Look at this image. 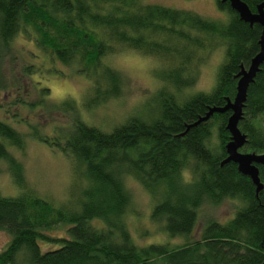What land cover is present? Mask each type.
I'll use <instances>...</instances> for the list:
<instances>
[{"label":"trees","instance_id":"trees-1","mask_svg":"<svg viewBox=\"0 0 264 264\" xmlns=\"http://www.w3.org/2000/svg\"><path fill=\"white\" fill-rule=\"evenodd\" d=\"M215 1L225 19L144 0H0V163L19 189L16 196L0 193V231L9 235L0 264H264V163L257 164L263 183L258 193L235 163L221 164L231 111L215 112L185 131L208 107L233 100L240 65L259 51L261 26L242 21L228 2ZM242 1L255 12L264 0ZM19 36L42 52L30 50V62L23 63L22 76L29 80L24 86L7 75L22 56L14 48ZM219 48L223 56L213 86L191 90L201 66ZM125 50L159 59L163 84L151 118L137 114L109 132L83 121L73 98L53 102L49 88H37L32 79L41 56L54 71L57 62L71 67L90 80L82 106L95 108L121 97L123 74L104 59ZM10 84L24 91L5 99L2 92ZM38 104L74 112L68 130L62 132V126L48 135L33 126L24 132L4 120H28L20 109L34 114ZM238 128L246 135L241 151L264 153V64L248 87ZM26 136L83 166L89 184L78 206L56 205L24 188L14 149L24 148ZM127 177L155 199L148 217L164 235L158 242L140 243L132 236ZM224 200L233 202V216L224 222L206 219L198 237L190 239L200 208ZM58 228L63 234L52 235ZM176 236L186 241H170ZM40 241L56 246L42 250Z\"/></svg>","mask_w":264,"mask_h":264},{"label":"rangeland","instance_id":"rangeland-1","mask_svg":"<svg viewBox=\"0 0 264 264\" xmlns=\"http://www.w3.org/2000/svg\"><path fill=\"white\" fill-rule=\"evenodd\" d=\"M147 3H158L174 8L188 9L195 11L203 16L216 19H225L227 13L218 8L215 0H144ZM25 37V36H24ZM26 38V37H25ZM23 37H17L14 41V48L23 56L13 62V74L8 73V78L14 75L19 80L21 86L29 85V80L22 76L23 63L30 62V50L42 54L36 48L32 40H26ZM23 51V54L20 53ZM222 48H219L209 54L205 63L201 66L199 77L191 90L208 91L215 82L217 68L222 60ZM41 56V55H40ZM36 60L39 66L38 73L32 77L33 81H38L37 88L46 86L50 90L49 99L53 102H59L64 98H73L79 108L81 118L88 124L97 126L103 131L109 132L115 126L123 123L131 116L151 118L155 114L156 105L160 97L159 88L163 81L159 78L163 63L152 56L144 55L138 51L125 50L113 54L104 59L123 74V84L120 90L119 98L108 101L95 108L85 109L84 101L88 94L90 80L83 74L72 72L73 68L64 66L55 62V71L52 64ZM8 65V63H7ZM52 68V70L49 68ZM14 88L10 84L7 91L2 94L5 99L18 95L23 92ZM30 88V87H29ZM29 93L30 99L36 98V92L31 87ZM4 99V100H5ZM15 108H11L14 110ZM32 112H27L25 108L20 109L21 116H30L28 120L16 123L14 118L4 119L6 122L15 126L24 132L30 131L33 126L40 128L44 134H53L59 132V127L64 126L68 130V124L72 122L73 114L67 111L43 109L41 104L32 107ZM15 157L22 164V177L25 189H30L37 195L52 201L56 205L78 206L82 191L88 186L82 165H77L72 158L65 155L58 149L50 146L44 141L26 136L25 145L22 150L14 149ZM125 185L130 192L132 212H130L127 224L135 241L140 243L158 242L156 240L164 238L159 227L149 220V213L152 209L155 199L143 187V185L132 177L125 179ZM0 193L4 196H16L19 193L17 185L12 180L10 172L4 163H0ZM155 197H158L157 195ZM237 202V201H236ZM233 202L230 200L222 201L217 207L210 208L203 205L199 210V218L195 230L189 236L190 239L199 235L201 225L208 218H216L220 222L233 216ZM157 231V233H156ZM52 235H62V228L51 231ZM167 238V237H165ZM176 243L185 242L184 237L169 238ZM9 240V235L5 231H0V250L5 247ZM42 250L52 248L55 244L39 242ZM56 246V245H55Z\"/></svg>","mask_w":264,"mask_h":264},{"label":"water","instance_id":"water-1","mask_svg":"<svg viewBox=\"0 0 264 264\" xmlns=\"http://www.w3.org/2000/svg\"><path fill=\"white\" fill-rule=\"evenodd\" d=\"M221 2H228L229 6L237 12L239 18L250 26L254 23H258L261 26V34L258 40L259 51L251 58L247 66L240 65V70L235 75L237 78V85L233 100L227 98L224 105L208 107V110L203 116H200L196 121L186 125L185 131L191 126H196L200 122L208 120L215 112L223 113L231 111L226 122V129L229 132V140L224 145L226 157L222 160L221 164L226 162L235 163L237 170L251 179L255 186V192L258 193L262 190L263 183L259 178L257 164L264 163V153L245 152L240 150L246 143V135L239 130L238 121L241 118L242 107L246 100L248 87L253 83L257 72L260 70V66L264 64V1L258 4L255 12H252L248 5L242 0H221Z\"/></svg>","mask_w":264,"mask_h":264}]
</instances>
